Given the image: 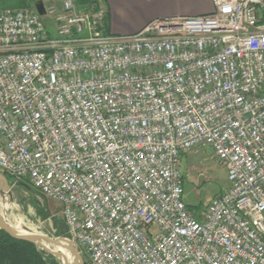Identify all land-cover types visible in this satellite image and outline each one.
Returning a JSON list of instances; mask_svg holds the SVG:
<instances>
[{"label":"built area","instance_id":"built-area-1","mask_svg":"<svg viewBox=\"0 0 264 264\" xmlns=\"http://www.w3.org/2000/svg\"><path fill=\"white\" fill-rule=\"evenodd\" d=\"M107 31L74 0L0 10V172L62 205L89 264H264V0ZM210 147L229 187L185 200Z\"/></svg>","mask_w":264,"mask_h":264},{"label":"rangeland","instance_id":"rangeland-1","mask_svg":"<svg viewBox=\"0 0 264 264\" xmlns=\"http://www.w3.org/2000/svg\"><path fill=\"white\" fill-rule=\"evenodd\" d=\"M181 171L185 177V200L194 210L205 209L215 196L229 187L225 166L210 147L197 146L185 153L182 157ZM7 177L12 184V190L11 193H0V211L8 223L18 227L24 222L23 228L28 232L53 238L69 236V228L60 202L45 197L33 188L29 181L25 182L27 187L12 177ZM39 249L47 264H64L59 256L47 248ZM82 255L87 261V256L83 253Z\"/></svg>","mask_w":264,"mask_h":264},{"label":"crops","instance_id":"crops-1","mask_svg":"<svg viewBox=\"0 0 264 264\" xmlns=\"http://www.w3.org/2000/svg\"><path fill=\"white\" fill-rule=\"evenodd\" d=\"M55 3L62 0H0L2 9H36L35 4ZM79 8L93 4L107 9V31L116 35H130L140 32L156 19L197 16L213 10L212 0H74Z\"/></svg>","mask_w":264,"mask_h":264},{"label":"water","instance_id":"water-1","mask_svg":"<svg viewBox=\"0 0 264 264\" xmlns=\"http://www.w3.org/2000/svg\"><path fill=\"white\" fill-rule=\"evenodd\" d=\"M35 8L40 14L45 13V6L43 1L36 2ZM18 183L28 187V185L24 181H18ZM11 190H12V184L10 183L7 175L0 172V193L2 192L11 193ZM0 229H3L4 231H6L7 233L11 234L14 237L33 242L38 247L47 248L52 253L59 256L61 259L62 257L60 253L52 250L49 246H56V247L58 246L64 248L66 251L70 253L72 257L70 263L68 260L65 261L62 259L64 264H85L84 257L79 249L78 244L68 236H58L53 238L35 232L22 233L18 231L13 225L8 223V221L5 219L1 211H0Z\"/></svg>","mask_w":264,"mask_h":264},{"label":"trees","instance_id":"trees-1","mask_svg":"<svg viewBox=\"0 0 264 264\" xmlns=\"http://www.w3.org/2000/svg\"><path fill=\"white\" fill-rule=\"evenodd\" d=\"M0 264H47V261L35 243L0 229Z\"/></svg>","mask_w":264,"mask_h":264},{"label":"bare ground","instance_id":"bare-ground-1","mask_svg":"<svg viewBox=\"0 0 264 264\" xmlns=\"http://www.w3.org/2000/svg\"><path fill=\"white\" fill-rule=\"evenodd\" d=\"M7 205V204H6ZM9 205V204H8ZM22 221V220H21ZM28 221V220H27ZM24 223V222H23ZM20 224V226H18V227H16V226H14L18 231H20V232H22V233H28V231L27 230H25L24 228H23V226H24V224ZM18 224V223H17ZM36 227V226H35ZM33 228V227H32ZM35 231H36V229H35ZM52 250H54V251H56V252H58V253H60V255H61V257H62V259L63 260H68L69 261V263L71 262V259H72V257H71V255H70V253L68 252V251H66L64 248H62V247H56V246H49Z\"/></svg>","mask_w":264,"mask_h":264}]
</instances>
